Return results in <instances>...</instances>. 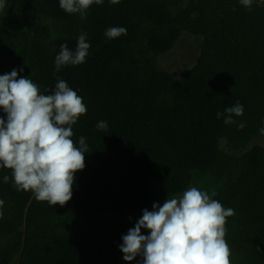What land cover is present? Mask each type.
I'll return each mask as SVG.
<instances>
[{"label": "trees", "instance_id": "trees-1", "mask_svg": "<svg viewBox=\"0 0 264 264\" xmlns=\"http://www.w3.org/2000/svg\"><path fill=\"white\" fill-rule=\"evenodd\" d=\"M3 2L0 75L22 67L18 78L44 95L64 80L86 106L71 139L78 147L85 137L88 152L63 206L18 191L12 170L0 167V264H128L121 237L145 208L189 187L234 210L225 223L230 264H264L261 0L251 10L240 0H101L84 19L59 0ZM109 27L127 34L109 40ZM82 32L85 62L56 72L61 44L74 51ZM184 36L201 40L199 55L177 76L162 62ZM237 101L244 113L236 123L217 119ZM100 121L107 131L97 130Z\"/></svg>", "mask_w": 264, "mask_h": 264}, {"label": "clouds", "instance_id": "clouds-1", "mask_svg": "<svg viewBox=\"0 0 264 264\" xmlns=\"http://www.w3.org/2000/svg\"><path fill=\"white\" fill-rule=\"evenodd\" d=\"M94 2L99 4L101 0H59V6L84 19ZM240 2L251 10L253 0ZM262 5L264 0L257 6ZM4 7L0 0V9ZM126 34L124 27H109L104 32L109 40ZM89 49L84 32L74 51L66 43L61 44L55 56V71L66 65L83 64ZM18 72H23V68L0 75V108L7 114L6 122L0 118V167L12 170L18 191H31L37 201L63 206L72 198L74 174L85 166L86 138L81 136L77 147L71 137L72 125L86 113V106L64 80L58 79L55 90L44 95L29 78H18ZM243 113L244 107L237 101L223 113L218 112L217 119L223 117L225 125L234 124L233 117ZM96 128L107 131L108 124L100 121ZM259 132L264 135V127ZM3 180L7 183L9 177L5 175ZM3 204L0 199V207ZM152 208H145L135 226L121 237L119 250L128 264L137 256L143 258L142 264H230L225 223L234 215L233 209H225L196 187L167 198L162 206L154 203ZM141 229L149 230L150 235H142Z\"/></svg>", "mask_w": 264, "mask_h": 264}, {"label": "rangeland", "instance_id": "rangeland-1", "mask_svg": "<svg viewBox=\"0 0 264 264\" xmlns=\"http://www.w3.org/2000/svg\"><path fill=\"white\" fill-rule=\"evenodd\" d=\"M200 43L201 40L199 38L192 36L182 37L175 45L171 56H166L164 58L162 66L167 70L172 68L174 73L179 76V74H182L184 71L190 69L196 64L199 55ZM6 121L7 118L5 122Z\"/></svg>", "mask_w": 264, "mask_h": 264}]
</instances>
